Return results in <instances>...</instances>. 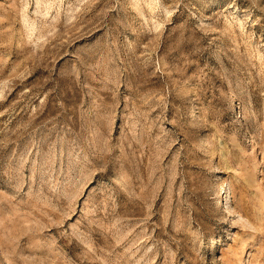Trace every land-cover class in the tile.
Listing matches in <instances>:
<instances>
[{
    "label": "rangeland",
    "instance_id": "374dc122",
    "mask_svg": "<svg viewBox=\"0 0 264 264\" xmlns=\"http://www.w3.org/2000/svg\"><path fill=\"white\" fill-rule=\"evenodd\" d=\"M0 264H264V0H0Z\"/></svg>",
    "mask_w": 264,
    "mask_h": 264
},
{
    "label": "bare ground",
    "instance_id": "6f19581e",
    "mask_svg": "<svg viewBox=\"0 0 264 264\" xmlns=\"http://www.w3.org/2000/svg\"><path fill=\"white\" fill-rule=\"evenodd\" d=\"M218 204H220V203H218Z\"/></svg>",
    "mask_w": 264,
    "mask_h": 264
}]
</instances>
